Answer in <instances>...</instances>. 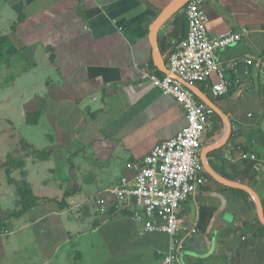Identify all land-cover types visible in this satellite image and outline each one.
Listing matches in <instances>:
<instances>
[{
    "label": "crops",
    "instance_id": "0c3cea01",
    "mask_svg": "<svg viewBox=\"0 0 264 264\" xmlns=\"http://www.w3.org/2000/svg\"><path fill=\"white\" fill-rule=\"evenodd\" d=\"M171 2L0 0V36L7 37L0 48L2 118L12 130H26L22 139L52 152L39 160L24 151L25 168L13 170L17 181L27 172L40 199L16 219L30 230L23 239H10L16 228L0 233V264H163L169 234L142 236L129 210L98 207L95 200L132 173L130 163H143L188 123L174 97L142 82L143 68L160 71L151 27ZM204 8L211 36L249 31L220 49L222 64L264 56V0H205ZM186 12L187 5L159 32L167 65L188 36ZM10 48L17 52L10 55ZM192 88L215 114L201 151L206 182L181 209L198 231L186 239L179 264H264V222L246 189L264 210V74L254 65L251 80L225 96L204 82ZM36 110L39 123L28 124L27 113ZM7 183L12 188L0 179L2 209V201L19 199L16 185ZM66 191L73 195L61 209Z\"/></svg>",
    "mask_w": 264,
    "mask_h": 264
},
{
    "label": "built area",
    "instance_id": "2783aa9c",
    "mask_svg": "<svg viewBox=\"0 0 264 264\" xmlns=\"http://www.w3.org/2000/svg\"><path fill=\"white\" fill-rule=\"evenodd\" d=\"M204 3L205 0H191L187 4L188 36L169 56L171 73L160 74L150 67L142 69V82L171 95L183 107L187 125L174 137L158 143L143 163H130L132 173L123 174L118 183L99 193L95 200L98 207L129 210L141 225L142 236L169 234L173 240L164 254L163 264H179L186 239L197 233V226L181 215V209L189 196L206 182L201 151L215 109L192 86L208 83L215 95L225 96L251 80L254 65L260 75L264 74V56H247L227 64L220 62V49L238 43L249 31L232 29L211 36ZM11 233L9 229L3 232Z\"/></svg>",
    "mask_w": 264,
    "mask_h": 264
},
{
    "label": "trees",
    "instance_id": "16d2710c",
    "mask_svg": "<svg viewBox=\"0 0 264 264\" xmlns=\"http://www.w3.org/2000/svg\"><path fill=\"white\" fill-rule=\"evenodd\" d=\"M16 11L19 13V21L24 20L25 16L22 12V8L20 5L15 6ZM7 41L6 36H0V48L4 45ZM10 55H13L17 52L16 48H10L8 50ZM160 74H163L159 71ZM42 112L40 110L36 111H29L27 113V123L31 125H36L39 123L41 118ZM23 148L27 150L29 155H34L39 160H47L51 156V150L45 149H38L30 142L22 139L21 142ZM26 166V162L23 158L14 157L12 154H9L8 159L4 162L0 157V167H4L6 169V173L8 176V182L10 184L16 185L17 195L19 197L20 208L18 210H13L9 213V217L11 218H20L29 211H31L35 205L37 204L38 200L40 199L33 191L31 184L26 179L27 172L23 171V179L17 181L13 176V170L15 169H24ZM73 195V191H66L64 194V198L62 201L59 202V207L64 209L68 206L66 199ZM2 207L0 205V233L3 231L10 229L11 223L9 222V218H4L5 216L2 215Z\"/></svg>",
    "mask_w": 264,
    "mask_h": 264
},
{
    "label": "rangeland",
    "instance_id": "374dc122",
    "mask_svg": "<svg viewBox=\"0 0 264 264\" xmlns=\"http://www.w3.org/2000/svg\"><path fill=\"white\" fill-rule=\"evenodd\" d=\"M5 115H6L5 110L0 109V157L4 158V160H5L4 162L7 161L9 154H12V156H14V157L23 158V156L21 157V154L24 151H27L23 148V146L21 144L23 135H27L26 130H22L20 126L17 127V131L12 130V128L2 118V117H5ZM18 134H20L21 136H18ZM37 141L39 142L40 140H37ZM7 152H9V154H7ZM2 168H4V167H2ZM43 173H44V171L42 172V177L44 176ZM15 175L18 176L16 173H15ZM0 179L2 182L7 184L6 186H9L7 183L8 176L6 175L4 169L0 171ZM3 187H4V185H3ZM9 187L12 188L11 186H9ZM49 189H50V191H52L51 189H53V188L49 187ZM2 203L4 204V206H7L2 210L3 211L2 215L5 216L4 218H7V219L9 218L8 220L11 223V226H10L11 232L14 231V229L16 228L15 234H13V236L10 239L11 240L23 239L26 236V232L30 231V230L24 229L23 227L18 226L17 222H16V219H18V218H14V217L11 218L8 216L11 211L18 210L20 208L19 199L15 200L13 198V199H11V202H9L8 200L7 201L5 200V201H2ZM25 228H27V227H25ZM3 239H5V238H3ZM6 241H7V239L3 240V242H6Z\"/></svg>",
    "mask_w": 264,
    "mask_h": 264
},
{
    "label": "water",
    "instance_id": "95a60500",
    "mask_svg": "<svg viewBox=\"0 0 264 264\" xmlns=\"http://www.w3.org/2000/svg\"><path fill=\"white\" fill-rule=\"evenodd\" d=\"M191 0H172V2L159 14L157 19L154 21L152 27H151V42L153 45L154 49V59L156 66L158 69L165 73V74H170L171 70L167 65V62L162 54L159 42H158V37H159V32L161 28L164 26V24L177 12H179L181 9H183ZM202 96V95H201ZM202 98L205 99L203 96ZM248 189L257 199V202L259 203V210H260V216L264 222V210L263 206L260 202V199L258 195L255 193V191L252 188L247 187Z\"/></svg>",
    "mask_w": 264,
    "mask_h": 264
}]
</instances>
